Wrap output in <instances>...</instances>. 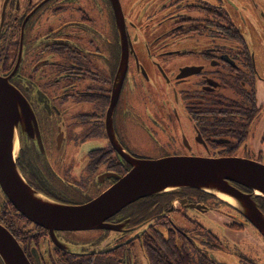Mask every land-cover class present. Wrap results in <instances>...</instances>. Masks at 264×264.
Segmentation results:
<instances>
[{"label": "flooded vegetation", "instance_id": "1", "mask_svg": "<svg viewBox=\"0 0 264 264\" xmlns=\"http://www.w3.org/2000/svg\"><path fill=\"white\" fill-rule=\"evenodd\" d=\"M248 38L264 40V0H0V76L28 120L15 127L20 173L82 204L132 168L128 157L264 163V77ZM0 223L31 264H264V234L240 203L199 188L52 234L0 183Z\"/></svg>", "mask_w": 264, "mask_h": 264}, {"label": "water", "instance_id": "2", "mask_svg": "<svg viewBox=\"0 0 264 264\" xmlns=\"http://www.w3.org/2000/svg\"><path fill=\"white\" fill-rule=\"evenodd\" d=\"M22 95L0 76V183L17 209L32 221L55 230L98 227L125 205L144 196L185 187L224 194L240 203L264 234V213L255 196L264 197V163L238 156L170 155L154 159L128 157L132 168L96 198L82 204L56 201L27 183L15 161L14 135ZM253 190L246 193L234 183ZM0 258L3 264H31L16 237L0 223Z\"/></svg>", "mask_w": 264, "mask_h": 264}, {"label": "rangeland", "instance_id": "3", "mask_svg": "<svg viewBox=\"0 0 264 264\" xmlns=\"http://www.w3.org/2000/svg\"><path fill=\"white\" fill-rule=\"evenodd\" d=\"M248 42L251 45L252 49L256 52L257 66H258L259 72L264 77V40L248 38ZM260 88L264 90V81H261ZM199 218L201 219V215H199ZM202 220L207 224H211L212 226L215 225L216 228L219 227V225L215 224L216 222H214L213 220L210 221V217H203ZM224 259L227 260L229 263H234L235 261L234 258L231 256H227Z\"/></svg>", "mask_w": 264, "mask_h": 264}, {"label": "bare ground", "instance_id": "4", "mask_svg": "<svg viewBox=\"0 0 264 264\" xmlns=\"http://www.w3.org/2000/svg\"><path fill=\"white\" fill-rule=\"evenodd\" d=\"M219 195H220L222 198L226 199V200H229V201H231V202L234 201L231 197H229V196H227V195H224V194H219Z\"/></svg>", "mask_w": 264, "mask_h": 264}]
</instances>
